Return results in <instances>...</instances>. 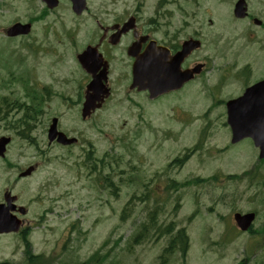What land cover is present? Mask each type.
Segmentation results:
<instances>
[{"label":"rangeland","instance_id":"rangeland-1","mask_svg":"<svg viewBox=\"0 0 264 264\" xmlns=\"http://www.w3.org/2000/svg\"><path fill=\"white\" fill-rule=\"evenodd\" d=\"M21 1L0 0V137L12 139L5 157L0 158V199L6 187L27 207V214L22 232L0 235V262L25 264L30 255H37L41 256V264H76L95 255L97 261L90 264H158V255L168 245L169 235L157 238V232H152L151 238L128 249L133 232L146 221L153 207V191L159 193L158 201L163 205L156 214L158 223L172 221L180 228L195 208L204 210L210 206L214 192L205 189L210 183L204 184L205 179L225 178L224 182H213L218 186L215 192L243 190L242 179L254 170L251 166H262L256 149L246 140L230 143L225 101L224 105L217 103L206 88L156 101L142 95L133 94L129 100L122 96L81 120V105L76 104L75 95L84 75L74 53L75 45L85 41L88 33L82 37L74 32L86 24L78 20L59 22L63 13L57 10L35 24L27 36L7 38L5 29L12 21L27 22L39 11V6ZM90 1L91 10L104 4L101 0ZM136 1L106 0V20H113L121 10L132 11ZM141 15L147 16L148 9L144 8ZM237 28L221 22L208 33V42L213 37L222 41L239 38L234 48L246 51L248 46L240 48L245 39ZM230 56L232 59L227 60L233 62L235 56ZM235 58L238 64L245 62L242 57ZM258 73L253 70L251 75ZM241 75L245 79L246 74ZM241 85L234 77L221 89L220 98L237 94ZM30 116L35 117L31 120ZM53 116L59 119V129L78 138L76 145L47 143L46 131ZM208 121L210 124L203 130ZM17 131L26 135L20 136ZM89 144L90 153L86 152ZM85 153L94 155L96 165L105 163L103 173L96 167L95 175L104 177L110 169L108 163L115 168L111 177L117 191L111 193V188L94 176L99 182L96 185L87 169H78ZM187 153L181 168L173 164L174 158ZM114 159H118L117 165ZM35 164L30 176L16 179ZM119 171H124L118 173L119 177H130L133 182L118 183ZM232 176L241 180L231 181ZM188 179L191 182L187 187H179V182ZM172 183H176L173 189L169 188ZM146 191L151 200H133L129 203L130 215L121 221L120 214L132 194L140 196ZM178 202L180 207L173 211ZM197 223L193 218L187 227L190 248L186 255L175 251L164 264H233L242 258V239L216 254L210 246L202 247Z\"/></svg>","mask_w":264,"mask_h":264},{"label":"flooded vegetation","instance_id":"flooded-vegetation-1","mask_svg":"<svg viewBox=\"0 0 264 264\" xmlns=\"http://www.w3.org/2000/svg\"><path fill=\"white\" fill-rule=\"evenodd\" d=\"M22 1L23 4L28 2L39 6L36 14L41 21L61 10L63 20L59 22L78 20L83 21L80 23L94 24L92 34H87L88 41L83 47V50L86 46L94 48L95 56L91 57L94 63L88 64V72L81 69L84 75L81 79L84 85L89 84L94 77L100 79L111 97L117 86L128 100L133 94L148 95L146 91L139 92L132 88L131 82L135 55L148 52L151 44L153 51L165 56L166 70L176 71L173 80L176 85L181 81V72H186L184 77L188 74L192 76L190 80L166 92V98L181 93H199L205 88L209 90L208 93H215L220 98V83L227 78H238L236 73L240 71L246 74L245 79H237L244 83L243 88L264 78V0H138L132 11L121 10L111 21L105 18L106 0H101L104 4L98 10H91V1L85 0V8L79 13L72 10L70 0ZM204 3H208V6ZM53 4L55 8L47 7ZM144 8L148 9V15L142 17ZM221 22L238 27L241 38L245 39V44L240 48L248 46L246 51L234 48V42L239 38L222 41L213 37V41L208 42L211 38L208 33L216 25L219 27ZM127 27L129 29L124 30ZM187 42V52L180 59L177 54ZM230 53L242 57L245 62L238 64L234 56L233 62H229L227 58H231ZM225 61L229 64H225ZM253 70L259 73L252 76ZM75 97L78 102H83L84 91L77 90ZM259 162L261 168L251 166L254 170L243 177L242 191L214 192L209 201L210 206L204 210H193L189 219L182 223L183 230L187 231L195 218L198 222V242L202 247L210 246L214 254L242 239V258L233 264H264V161ZM34 166L36 168V164ZM197 179L202 180L201 177ZM224 180L214 176L204 181L210 182V189H218L215 183ZM239 180L233 176L231 178V181ZM7 190L12 193L5 187L0 203ZM14 197L11 201L14 204L13 212L19 216L18 208L22 204L18 196ZM236 214L245 217L244 229L238 226Z\"/></svg>","mask_w":264,"mask_h":264},{"label":"water","instance_id":"water-1","mask_svg":"<svg viewBox=\"0 0 264 264\" xmlns=\"http://www.w3.org/2000/svg\"><path fill=\"white\" fill-rule=\"evenodd\" d=\"M76 2V0H74ZM80 3L75 5L78 10L82 9L83 0H79ZM28 30V26L14 25L8 31V35L23 34ZM85 53V52H84ZM80 55V59L85 54ZM149 55V56H148ZM146 59L149 61L150 66L146 69V73L139 77L143 80L139 84V89H148L149 97L154 98L159 94L166 92L171 85H166L168 82L173 84L175 79L173 69L166 72V64L163 62V58L158 60V56L152 53L148 54ZM87 65V63H86ZM85 66V65H84ZM148 66V65H146ZM170 72V79L166 74ZM181 83V82H180ZM179 83V84H180ZM174 88V86L172 85ZM95 99V97H94ZM94 99L91 96L86 97V101L83 104L82 116L85 117L89 114L90 110L100 104H95ZM228 124L230 125L232 134L231 142L235 143L243 138H251L254 146L259 149V157L264 158V80L256 83L255 85L247 88L243 95L230 100L226 103ZM54 123V121H53ZM54 138L62 144H71L76 141L75 138H67L64 134L55 130L54 124L48 131V139L52 141ZM9 142V138H0V156L4 154L5 145ZM30 169L21 173V176L29 174ZM7 205L0 204V233L16 232L19 230L21 221L11 214L13 206H10L9 199L6 194ZM24 214V210H21ZM244 216L236 214V221L241 229H244Z\"/></svg>","mask_w":264,"mask_h":264},{"label":"trees","instance_id":"trees-1","mask_svg":"<svg viewBox=\"0 0 264 264\" xmlns=\"http://www.w3.org/2000/svg\"><path fill=\"white\" fill-rule=\"evenodd\" d=\"M117 161L118 159H114L115 164L117 165ZM93 164V163H92ZM133 170V167H130ZM115 168L110 167V169L107 170V173L105 174L104 177H102L101 174H98V176L100 178H103L107 187L111 188V192L113 193L114 191H116L118 189V186L114 183V181L112 180L111 175H113L115 173ZM123 174V172H117L116 175L118 176V183L120 182L121 184H130L133 182V180L128 177L126 178L125 176L123 177H119V175ZM122 181H125L124 183H122ZM176 185V183H172L171 185H169V188H174ZM179 185H183L181 183H179ZM164 190L166 191V186L164 187ZM159 198V193L156 191H153L152 194V202H153V207H151L149 209L148 215L146 217V221L140 223V225L138 226V228L133 232L132 236H131V241L128 244V249H130V246H134L137 244L142 243L143 241H145V239L148 240V238H151L153 236L152 232H157V238H161L163 236H168L169 235V241H168V245L163 247V249L161 250L160 254L158 255V264H164L167 260V257L169 255H171L172 253H174L175 251H179L180 253H182L181 255H184L187 248H188V240H187V236L186 233L183 229L180 230H176L174 231L175 225L172 222H168L167 224H160L158 223V219L156 217V214L158 215L161 210H163V205L159 204L158 201ZM144 200L146 201L145 203H147L148 201L151 200L150 198V193L148 191H146L144 194L137 196L135 195V193L132 194V196L128 199V201L126 202L125 206L123 207L122 213L120 214V220L123 221L126 219L127 216L130 215L131 213V209L129 208V203H131L133 200ZM178 206L176 205V207L173 209V211L177 208ZM95 255H92L87 261H84L83 263H78V264H90L92 262H96V260H94ZM41 256H37V255H30L28 257V260L26 261L25 264H41ZM0 264H10L9 262H0ZM77 264V263H76Z\"/></svg>","mask_w":264,"mask_h":264}]
</instances>
